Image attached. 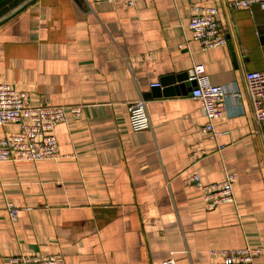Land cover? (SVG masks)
I'll list each match as a JSON object with an SVG mask.
<instances>
[{
	"label": "crops",
	"instance_id": "obj_1",
	"mask_svg": "<svg viewBox=\"0 0 264 264\" xmlns=\"http://www.w3.org/2000/svg\"><path fill=\"white\" fill-rule=\"evenodd\" d=\"M230 1L0 0V82L33 105L82 106L54 129L57 159L0 162V264L49 253L63 264H213L208 250L244 246H261L264 264V120L245 79L264 70V9ZM196 5L217 8L225 45L193 38ZM197 68L224 90L212 138L194 87L151 91ZM141 99L152 127L133 131L128 105ZM18 131L0 124V138ZM194 173L203 184L235 174L234 202L206 207L184 182Z\"/></svg>",
	"mask_w": 264,
	"mask_h": 264
},
{
	"label": "built area",
	"instance_id": "obj_2",
	"mask_svg": "<svg viewBox=\"0 0 264 264\" xmlns=\"http://www.w3.org/2000/svg\"><path fill=\"white\" fill-rule=\"evenodd\" d=\"M94 2L107 1L114 4L134 5L139 0H93ZM258 5L264 9V0H232L230 7H249ZM188 27L195 40L203 49L225 45L227 38L218 21V10L214 6H192ZM196 70L192 80L196 81L191 90V96L200 101L201 109L208 122L201 127L202 134L211 138L217 135L214 130V121L223 113L222 86L214 84L206 74H199ZM246 87L251 100L254 117L257 122L264 120V70L246 72ZM159 83H152L151 86ZM80 104H51L33 105L24 91H18L14 84L0 82V124L16 123L19 131L8 133L0 138V162H38L59 157V144L54 133L55 127L66 121V114L80 116ZM129 124L133 131H142L152 127L146 111L145 101L137 100L128 105ZM235 174H226L221 182L203 184L197 173L184 179L189 188H199L202 192L204 204L214 208L225 203L234 202L232 184ZM5 209L11 219H15L18 208L7 203ZM261 246H244L241 248L210 249L209 254H219V262L213 264H255L256 257L262 254ZM9 264H63L60 254L11 255ZM162 264H176L172 258L163 260Z\"/></svg>",
	"mask_w": 264,
	"mask_h": 264
},
{
	"label": "water",
	"instance_id": "obj_3",
	"mask_svg": "<svg viewBox=\"0 0 264 264\" xmlns=\"http://www.w3.org/2000/svg\"><path fill=\"white\" fill-rule=\"evenodd\" d=\"M258 6V5H256ZM259 7V6H258ZM194 76L193 70L178 74L175 76H167L163 78L158 85H154L151 88L153 96H160L164 95H173V94H183L184 89L191 90L192 87L195 86V80H189L191 77ZM161 87H163L161 89Z\"/></svg>",
	"mask_w": 264,
	"mask_h": 264
}]
</instances>
